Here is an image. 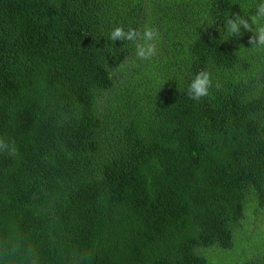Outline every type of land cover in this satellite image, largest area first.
Wrapping results in <instances>:
<instances>
[{
	"label": "trees",
	"instance_id": "16d2710c",
	"mask_svg": "<svg viewBox=\"0 0 264 264\" xmlns=\"http://www.w3.org/2000/svg\"><path fill=\"white\" fill-rule=\"evenodd\" d=\"M261 3L0 0V264H264V49L224 30Z\"/></svg>",
	"mask_w": 264,
	"mask_h": 264
},
{
	"label": "clouds",
	"instance_id": "9594fccd",
	"mask_svg": "<svg viewBox=\"0 0 264 264\" xmlns=\"http://www.w3.org/2000/svg\"><path fill=\"white\" fill-rule=\"evenodd\" d=\"M224 30L229 34V37H242L245 32L251 33L248 37L251 48L264 49V3L257 5L255 14L251 16H241L239 13L229 16L225 20ZM160 35L159 29L150 24L143 25L141 29L128 28L127 30L123 25H120L113 28L108 40L113 43L116 41L133 43L135 59L147 61L158 54ZM126 61L127 58H125ZM212 87L213 81L210 72L202 69L196 73L188 85L186 95L189 99L199 102L202 98L210 95ZM216 87L219 85L217 84ZM15 151L14 145L10 148L3 139H0V152L15 155ZM12 251L15 253L16 249L13 248Z\"/></svg>",
	"mask_w": 264,
	"mask_h": 264
},
{
	"label": "rangeland",
	"instance_id": "374dc122",
	"mask_svg": "<svg viewBox=\"0 0 264 264\" xmlns=\"http://www.w3.org/2000/svg\"><path fill=\"white\" fill-rule=\"evenodd\" d=\"M261 234V233H260ZM263 238H264V236H263Z\"/></svg>",
	"mask_w": 264,
	"mask_h": 264
}]
</instances>
